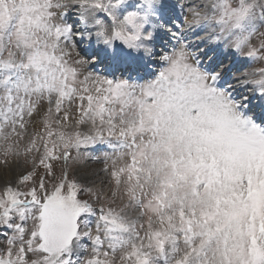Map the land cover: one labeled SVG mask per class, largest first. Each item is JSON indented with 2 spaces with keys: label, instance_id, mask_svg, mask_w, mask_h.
<instances>
[{
  "label": "snow or ice",
  "instance_id": "obj_1",
  "mask_svg": "<svg viewBox=\"0 0 264 264\" xmlns=\"http://www.w3.org/2000/svg\"><path fill=\"white\" fill-rule=\"evenodd\" d=\"M175 9L0 0V264H264V0Z\"/></svg>",
  "mask_w": 264,
  "mask_h": 264
},
{
  "label": "rangeland",
  "instance_id": "obj_2",
  "mask_svg": "<svg viewBox=\"0 0 264 264\" xmlns=\"http://www.w3.org/2000/svg\"><path fill=\"white\" fill-rule=\"evenodd\" d=\"M171 2H175V5H176V13L177 15H181L182 16V12H181V5L185 3V0H171ZM181 21L177 20L176 23H180ZM170 27V26H169ZM166 41H167V37H166ZM165 43V42H164ZM163 50V48L161 49L160 48V51ZM208 59V58H206ZM229 67H231V64H225ZM253 65H245L244 68H241L239 69V71H237V73H232L233 76H239V72L240 70L244 71L246 70L247 68L249 67H252ZM103 68V66H102ZM97 71H103V69H101V66L100 67H96ZM104 74H107V73H104ZM233 81V80H232ZM231 81V83H233ZM262 99V98H261ZM264 101V99H262V102ZM89 151L92 152L93 155H96V156H103L105 152H108L110 151L105 145H95L93 147H91L89 149ZM103 167V161H99V162H96V161H88L87 164L85 165V168L83 170H87V171H91V170H99ZM96 176H97V183H98V178L99 177H103L104 176V173L103 172H99L97 171L96 173ZM0 231H7L6 229H0ZM3 237H0V240H2Z\"/></svg>",
  "mask_w": 264,
  "mask_h": 264
},
{
  "label": "bare ground",
  "instance_id": "obj_3",
  "mask_svg": "<svg viewBox=\"0 0 264 264\" xmlns=\"http://www.w3.org/2000/svg\"><path fill=\"white\" fill-rule=\"evenodd\" d=\"M173 3H175V2H173ZM164 42H165V43L167 42V41H166V37L164 38L163 41H161V42L157 45V51H158V52L160 51V48H161V49L163 48L162 44H164ZM201 47H203V45H201ZM220 54L226 56V58H224V60H223V63H224V64H226V63H227V64H228V63L231 64V59H232V58H231L230 54H225V53H223V52H221ZM217 55H218V54H217L216 52H209L207 58H213V59H214ZM240 71H242V70H240ZM233 72H234V73H237V70H236V69H233ZM239 74H240V72H239ZM232 82L235 83L234 80H233ZM242 92H243V95L248 96L249 99H251V104L249 105V107H250L252 110L255 109L254 114L257 115L258 118H264V107H262V106L260 105V104H264V102H262V99H261V97L259 96V94H258V93L253 94V93L250 92V89H247V88L242 89Z\"/></svg>",
  "mask_w": 264,
  "mask_h": 264
}]
</instances>
